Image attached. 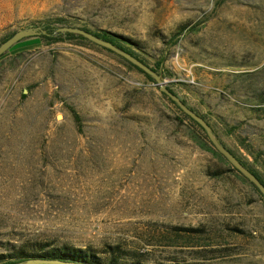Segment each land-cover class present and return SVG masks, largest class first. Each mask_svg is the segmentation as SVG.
<instances>
[{"label": "rangeland", "instance_id": "1", "mask_svg": "<svg viewBox=\"0 0 264 264\" xmlns=\"http://www.w3.org/2000/svg\"><path fill=\"white\" fill-rule=\"evenodd\" d=\"M219 2L0 0V41L60 18L125 37L151 65L166 58L162 80L228 148L264 158V0ZM162 94L79 42L43 41L1 61L0 254L47 241L121 245L146 264H264V202L233 173L209 175L228 167Z\"/></svg>", "mask_w": 264, "mask_h": 264}, {"label": "trees", "instance_id": "2", "mask_svg": "<svg viewBox=\"0 0 264 264\" xmlns=\"http://www.w3.org/2000/svg\"><path fill=\"white\" fill-rule=\"evenodd\" d=\"M225 0H220V5ZM53 25H60L61 27H70L69 26V20L60 18L57 20H54L52 24L48 25L46 27V30L49 32V36H42L38 38H31L27 39L17 45H15L7 54L0 57V62L3 61L8 57V55L15 53L17 51H20L26 47H33L37 44L43 43V41L47 42L48 45L57 44L61 42H79L83 43L85 45L91 46V47H97L100 48L112 55H114L116 58L119 59L129 70L135 71L143 75L148 81L157 84V82L148 74H146L144 71L136 67L135 65L131 64L121 56L115 54L111 50L102 48L100 46L95 45L94 43L90 42L86 38L74 35V34H59L54 35L53 32ZM76 28V27H71ZM200 28L199 24H195L194 26L190 27V31H195ZM81 30H84L90 34L95 35L99 39L109 42L119 48L120 50H123L127 52L128 54L132 55L139 61H141L143 64H145L147 67L152 69L161 79L167 78L168 74L164 72V66L166 62V58H162L158 62H155L154 65H151L150 60H148L146 57L142 56L140 54V49L138 48L137 44L132 43L130 40H128L125 37H122L120 35L111 33L109 31H93L89 29L88 27H82L78 28ZM183 31H186V28H183ZM16 33V32H15ZM14 33L7 35L0 41V46L5 43L7 40H9ZM177 38L170 39L168 45L175 46L177 44ZM170 76V74H169ZM168 90H170L173 94H175L177 97V93L171 89V87L168 86ZM164 99H166L170 104H172L177 111L183 116V118L190 122L191 126L196 128L198 130V135L193 134V141L204 151L209 152L215 159L218 160L220 164L226 165L228 167V170H222L219 168L218 170H215L213 172H209V175L215 178H221L225 173L230 172L233 173L241 182L248 185L256 194L259 195L261 200L264 202V198L260 194V192L252 185L250 184L237 170L232 168L226 160L215 150L211 142L209 141L205 131L201 126H199L195 121H193L191 118H189L185 113L182 112V110L171 100L169 99L165 94H162ZM25 96V95H24ZM181 101L190 108L193 112L198 114L200 117H202L213 129L214 133L218 137L219 141L238 159V161L247 168L253 175L256 176V178L264 185V158L263 154L261 152L257 151H250L246 149L245 155L241 154V150L238 152H235L234 150H231L227 147V145L222 141L219 132L216 130L214 125L212 124V121L205 116L199 114L196 110L189 107L188 104L181 99ZM263 104H264V94H263ZM70 111L74 115L75 122L78 124V126H81L82 119L81 117L72 109L70 108ZM237 128L232 127L230 128V133L227 134L228 137H233V133L235 132ZM252 159V160H250ZM176 235H182L181 233H186L187 236L193 237L194 235H200L203 233L200 229H182L179 228L176 230ZM30 260H43V261H58L62 263H72V264H146V261L142 258V256L138 252H134L132 250H125L121 245H107L104 250L102 251H96L92 249L86 248H74L68 245H55L53 243L47 242V241H34V242H25L21 246H10L6 252V254H0V264H17L21 262H26Z\"/></svg>", "mask_w": 264, "mask_h": 264}, {"label": "water", "instance_id": "3", "mask_svg": "<svg viewBox=\"0 0 264 264\" xmlns=\"http://www.w3.org/2000/svg\"><path fill=\"white\" fill-rule=\"evenodd\" d=\"M54 35L59 34H74L79 35L90 42L94 43L97 46L102 48L111 50L115 54L121 56L131 64L135 65L146 74L151 76L160 87V90L163 94H165L169 99H171L181 110L185 113L189 118L195 121L199 126L203 128L205 131L209 141L215 148V150L226 160V162L235 170H237L250 184H252L262 195L264 198V185L253 175L247 168H245L238 159L219 141L218 137L214 133L213 129L209 124L198 114L193 112L190 108H188L179 97L173 94L170 90H168V83L163 81L152 69L147 67L141 61L133 57L132 55L128 54L127 52L120 50L113 44L103 41L96 37L93 34H90L84 30L78 28H71V27H61L56 28L53 30ZM48 30L44 28H28L21 31H18L13 34V36L3 43L0 46V57L7 54L15 45L31 38L42 37V36H49ZM17 264H72V263H62L58 261H43V260H30L26 262H21Z\"/></svg>", "mask_w": 264, "mask_h": 264}]
</instances>
